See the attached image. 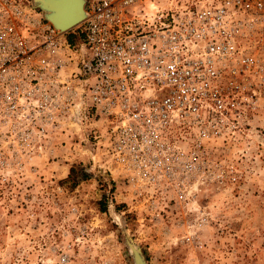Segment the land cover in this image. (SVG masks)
Returning <instances> with one entry per match:
<instances>
[{
    "label": "built area",
    "instance_id": "2783aa9c",
    "mask_svg": "<svg viewBox=\"0 0 264 264\" xmlns=\"http://www.w3.org/2000/svg\"><path fill=\"white\" fill-rule=\"evenodd\" d=\"M84 10L58 32L31 0H0L1 195L53 180L40 169L59 165L60 147L157 214L232 190L264 147V0Z\"/></svg>",
    "mask_w": 264,
    "mask_h": 264
},
{
    "label": "rangeland",
    "instance_id": "374dc122",
    "mask_svg": "<svg viewBox=\"0 0 264 264\" xmlns=\"http://www.w3.org/2000/svg\"><path fill=\"white\" fill-rule=\"evenodd\" d=\"M57 154V167L40 169L53 180L13 185L15 197L0 188V264H133L125 238L147 264H264V147L250 153L257 160L232 190L209 187L195 210L170 205L158 214L85 153ZM77 164L89 176L73 183Z\"/></svg>",
    "mask_w": 264,
    "mask_h": 264
},
{
    "label": "bare ground",
    "instance_id": "6f19581e",
    "mask_svg": "<svg viewBox=\"0 0 264 264\" xmlns=\"http://www.w3.org/2000/svg\"><path fill=\"white\" fill-rule=\"evenodd\" d=\"M31 2L33 6H38L44 11L47 20L54 23V27L58 32L66 30L75 22L81 21L86 16L83 3L85 0H79L78 8L74 0H31ZM76 12L77 16L75 19L68 22L61 21V17L66 15L69 16ZM65 147H67V145Z\"/></svg>",
    "mask_w": 264,
    "mask_h": 264
},
{
    "label": "water",
    "instance_id": "95a60500",
    "mask_svg": "<svg viewBox=\"0 0 264 264\" xmlns=\"http://www.w3.org/2000/svg\"><path fill=\"white\" fill-rule=\"evenodd\" d=\"M74 2L76 3L77 8H78V6H79V0H74ZM36 7L39 8L40 10H42L40 7H38V6H36ZM43 16H44L45 19H47L44 11H43ZM76 16H77V12L75 14H72V15L70 14L69 16L66 15L64 17H61L60 19L63 22H68V21H70L72 19H75ZM78 22H80V21L75 22L70 27L74 26ZM50 23H52V25L54 26V23L52 21ZM125 243H126V246L128 248V251H129V253L131 255L133 264H147L146 261H145V259H144V256L142 255V252H141L140 248L137 245H135L130 238H125Z\"/></svg>",
    "mask_w": 264,
    "mask_h": 264
},
{
    "label": "trees",
    "instance_id": "16d2710c",
    "mask_svg": "<svg viewBox=\"0 0 264 264\" xmlns=\"http://www.w3.org/2000/svg\"><path fill=\"white\" fill-rule=\"evenodd\" d=\"M68 175L72 178L73 183L77 181V179H85L89 176L87 169L85 166L77 164V165H70Z\"/></svg>",
    "mask_w": 264,
    "mask_h": 264
}]
</instances>
